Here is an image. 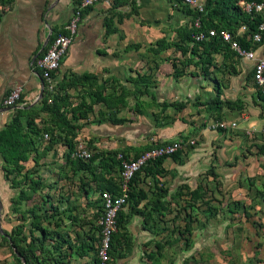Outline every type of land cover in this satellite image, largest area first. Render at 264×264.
I'll use <instances>...</instances> for the list:
<instances>
[{"label": "crops", "instance_id": "obj_1", "mask_svg": "<svg viewBox=\"0 0 264 264\" xmlns=\"http://www.w3.org/2000/svg\"><path fill=\"white\" fill-rule=\"evenodd\" d=\"M197 1L205 7L208 0ZM78 2L0 0V129L12 116L1 101L13 88L21 90V105L36 108L43 86L34 62L61 32ZM204 16L208 19V10ZM107 20L113 32L105 35ZM190 22L180 0H104L83 9L72 42L54 74L57 88L61 87L58 90L66 97L67 118L74 117L73 142L82 140L96 153L123 149L142 152L151 142L194 139V149L187 146L177 160H162L161 169L173 181H194L207 174L223 179L244 170L264 171L256 162V157L259 162L264 159V150L256 146L263 143L257 133L264 125V101L254 97V89L247 82L250 63L233 58L236 74H224L221 71L228 63L223 61V54H211V64L204 73L197 56L199 48L192 52L187 40ZM158 41L161 49L156 47ZM259 52L264 54V43ZM214 71L218 72L215 76ZM66 83L70 85L64 87ZM216 92L220 102H237V106L231 110L222 107L220 113L207 108ZM204 114L215 118L222 130L210 128L211 120L200 126ZM227 114L228 122L236 124L234 129L222 120ZM26 118H22L23 124ZM128 118L133 122L126 123ZM45 119V114L39 113L34 122L41 127ZM43 147H38L39 154ZM61 150L66 155V147L58 139L39 159L49 152L58 158ZM33 157L31 153L26 162L19 163L26 166L24 170L34 166ZM207 168L213 173L206 172ZM7 192L0 158V199ZM0 250V259L14 264L2 246Z\"/></svg>", "mask_w": 264, "mask_h": 264}, {"label": "rangeland", "instance_id": "obj_2", "mask_svg": "<svg viewBox=\"0 0 264 264\" xmlns=\"http://www.w3.org/2000/svg\"><path fill=\"white\" fill-rule=\"evenodd\" d=\"M224 54L221 57L228 64L221 73L236 74L233 56ZM212 73L215 76L218 72ZM249 74L248 71L247 82L256 98ZM225 116L223 122L229 123V115ZM201 120L200 126L207 120H211L209 125L216 124L215 118H208L207 114ZM132 122L133 118L126 119V123ZM47 142L39 139L38 147ZM256 146L257 150H264L262 143ZM89 149L91 156L103 157L108 171L99 168L90 172L79 169L77 163L72 166L61 150L58 158L49 152L30 169L24 170L23 166L13 178L16 186L3 177L8 192L1 198L4 208L0 209V231L23 239L20 243L25 245L35 209L45 229L44 237L33 231L37 239L34 254L39 264H97L94 247L99 232V193L105 183L119 181L118 163L111 165L110 160L116 161L117 155L131 158L140 151L96 153ZM256 162L264 168V159L259 162L256 157ZM96 163L97 160L89 164ZM209 175L180 182L168 180L164 173L152 178L141 174L136 190L143 191L145 199L135 205L127 198L113 239L112 264H264V171L244 170L223 179ZM1 237L0 246L10 255L9 261L16 264L14 251ZM84 244L92 249L79 256ZM0 264H7L6 259H0Z\"/></svg>", "mask_w": 264, "mask_h": 264}, {"label": "trees", "instance_id": "obj_3", "mask_svg": "<svg viewBox=\"0 0 264 264\" xmlns=\"http://www.w3.org/2000/svg\"><path fill=\"white\" fill-rule=\"evenodd\" d=\"M1 1L9 2L10 0ZM239 1L262 4L264 6V0H208L205 7L203 6V14L196 15L188 9L187 14L190 15L191 19L195 18L196 16L200 17L202 31L207 29H225L232 32L233 34L240 25H244L248 28L249 32H254L257 30L259 24L264 25V7L261 13L251 12L250 14H246L242 12L241 9L237 6V3ZM206 10H208V13H210L208 19H205L204 16ZM123 16L126 17L127 15ZM214 21H216V23H213ZM105 24V35L113 32V29L110 27V21H105ZM194 32L195 30L190 28L187 35V40L192 44V52L195 53L199 48L200 53L197 54V56L199 57V61L202 65L201 69L204 73H207V69L211 64V54L219 53L225 56L224 53L228 52L233 56V58H235V54L231 50H229L227 46L223 45L217 38H207L200 43L193 42L190 38V35ZM263 35L264 30L262 31L261 38L263 37ZM236 41L245 49H254L257 46H250L249 43L245 41L244 36L237 37ZM260 45H263L262 39ZM156 47H158V49H161V41H158L156 43ZM249 77H251L250 74ZM69 85L66 83L64 87H67ZM59 88L55 86V94L51 96H49L46 90L43 89L41 97L35 103V109L29 107L28 105H24L22 107H14L13 109H11L12 116L10 121L0 129V158L2 160L3 177L6 181L9 182L10 185H17L13 178L23 168L19 163L26 162L30 154L34 153V166L37 165L38 159L40 157H43L45 155V152L50 150L55 142L58 141V139H61L63 141V145L67 150L65 159L67 161H70L72 163V166L76 165L77 163L79 169H86L90 172H93L99 168L100 170H109L107 162L104 161L103 157H100L98 154H93L87 161L70 159L69 154L74 147L73 140L76 136V127L72 123V120L74 119L73 115H71L70 119L67 118L65 104L66 97L65 95H61L60 91L58 90ZM256 98L257 100L264 101V97H261L258 92L256 93ZM232 106H237V102L236 104H233L229 101L220 102L218 100V92H216L215 96L206 103L207 108L217 113H220L222 107L229 108ZM39 113L45 114L46 116V119L41 121L43 123L41 127H38L34 122L35 118L39 116ZM23 117H27L24 124L22 123ZM111 121L113 123H120V120L112 119ZM44 134L48 136V142L47 145L42 148L41 153L39 154L38 140L43 139L42 136ZM262 142L264 146V139H262ZM179 153L180 152H176L169 157L172 160H177ZM122 157L125 158L124 156ZM164 158L166 157L155 159L147 163V165L141 169V173H136L128 183L126 196L127 198L132 200L135 205L141 202V200L145 199V193L141 190H136L137 184L140 180L139 178H141L140 174H143L145 176L149 175L150 178L161 173L163 174L164 171L161 169V162ZM95 160H97V163L95 165L89 164L90 162H93ZM115 163H118L119 167V161L117 159L116 161L114 159L110 160L111 165H115ZM89 165L91 167H89ZM118 185L119 182L116 184L108 182L103 185L102 190L114 196L119 195L120 190L118 188ZM153 207L157 208L158 206L153 204ZM122 212L123 210L119 211L116 214V231L121 222V219L124 216ZM160 214L164 215L163 212H161ZM31 217L32 221L30 223V231L28 234L29 241L25 245H21L20 243V241L23 239H15L11 234L7 236L4 233L1 237L8 244L9 248L14 251L13 259L15 260L16 264H39L34 254L36 248L35 243L37 239L36 237H34L33 231L38 232L41 237H44L45 229L41 227L39 221L40 217L39 215H36L35 209H32ZM115 234L116 232L112 236L110 255L113 250V239ZM91 249V246L85 244L81 245V250H79L78 255L85 256ZM97 264H99L98 261Z\"/></svg>", "mask_w": 264, "mask_h": 264}, {"label": "built area", "instance_id": "obj_4", "mask_svg": "<svg viewBox=\"0 0 264 264\" xmlns=\"http://www.w3.org/2000/svg\"><path fill=\"white\" fill-rule=\"evenodd\" d=\"M104 0H79L78 4L73 9V13L69 21L62 27L61 32L57 33L49 42L46 49L35 60L34 66L39 71L40 78L43 83V89L49 96L55 94V77L60 62L65 56L72 39L75 35L78 23L80 22L82 11L96 3ZM181 3L192 13L201 15L204 13L203 4L197 0H180ZM237 6L242 12L250 14L251 12L261 13L263 10L262 4L246 3L239 1ZM190 28L195 30L190 35V38L195 43H200L207 38H217L223 45L227 46L235 54V59L244 60L250 63V79L261 97H264V55L259 52L261 48V34L264 30V25L259 24L257 30L249 32L248 28L240 25L236 31L232 32L225 29H207L202 31L200 24V17L196 16L191 19ZM244 36L246 42L250 46L257 45L254 49H245L236 41L237 37ZM21 90L18 87L13 88L2 99L1 104L4 108L13 109L17 106H24L20 104ZM37 101V99H36ZM49 101V100H48ZM217 124L211 125L210 128L215 129ZM228 128L234 129L236 124L231 122L227 125ZM245 136L250 137V132L244 133ZM259 139H264V125L258 131ZM43 140L47 141L48 136L44 134ZM194 145V139H175L171 141H155L151 142L149 148L140 152L136 157L123 158L121 155L117 156L119 161V195H111L106 191L99 193L100 214L97 221L99 228L98 241L94 247V255L99 264H112L111 242L112 236L116 232L115 218L119 211H122L127 206L126 191L128 183L136 173H141V169L150 161L162 157H169L176 152L184 150L187 146ZM91 150L87 144L82 140H75L74 147L69 154L72 160L87 161L91 156ZM141 176V174H140Z\"/></svg>", "mask_w": 264, "mask_h": 264}, {"label": "water", "instance_id": "obj_5", "mask_svg": "<svg viewBox=\"0 0 264 264\" xmlns=\"http://www.w3.org/2000/svg\"><path fill=\"white\" fill-rule=\"evenodd\" d=\"M41 85L43 86V83L41 82ZM41 94H42V92L39 94V97H38V99L41 97ZM5 110L6 111H9L10 109H8V108H5Z\"/></svg>", "mask_w": 264, "mask_h": 264}]
</instances>
